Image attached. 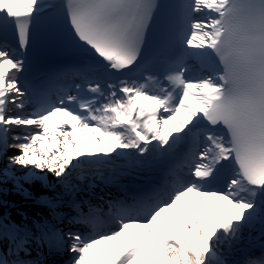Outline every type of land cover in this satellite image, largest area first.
<instances>
[{"label":"snow or ice","instance_id":"1","mask_svg":"<svg viewBox=\"0 0 264 264\" xmlns=\"http://www.w3.org/2000/svg\"><path fill=\"white\" fill-rule=\"evenodd\" d=\"M0 208V264H264V0H0Z\"/></svg>","mask_w":264,"mask_h":264},{"label":"bare ground","instance_id":"2","mask_svg":"<svg viewBox=\"0 0 264 264\" xmlns=\"http://www.w3.org/2000/svg\"><path fill=\"white\" fill-rule=\"evenodd\" d=\"M7 187L9 189H13V191L10 193L9 196H14V197L23 196V194H18V193L15 192L14 186L12 184L7 185ZM25 187L29 188L32 191L33 195L34 194H36V195L39 194V196H40V195H47L48 194L46 189H42L39 186L33 187L31 185H27L26 184ZM16 199H18V198H16ZM21 206H23V205L21 204L19 207H21ZM16 209L17 208L11 209V212L13 214V218L19 219L18 212H17ZM20 210H22V211L24 210L25 213H27L30 216L33 215V214H38L40 212V208L39 207L34 206V205H26V204H25V206H23V208H20Z\"/></svg>","mask_w":264,"mask_h":264},{"label":"rangeland","instance_id":"3","mask_svg":"<svg viewBox=\"0 0 264 264\" xmlns=\"http://www.w3.org/2000/svg\"><path fill=\"white\" fill-rule=\"evenodd\" d=\"M34 196H36V194H34ZM18 198V199H16ZM7 199L12 203V204H16V205H20V204H31L30 202L34 201V199H26L25 196H8ZM4 211L3 208H0V214H2Z\"/></svg>","mask_w":264,"mask_h":264}]
</instances>
